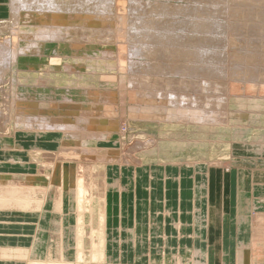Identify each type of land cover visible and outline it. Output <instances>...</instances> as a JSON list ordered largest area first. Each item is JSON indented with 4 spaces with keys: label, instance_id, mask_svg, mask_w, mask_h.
<instances>
[{
    "label": "bare ground",
    "instance_id": "6f19581e",
    "mask_svg": "<svg viewBox=\"0 0 264 264\" xmlns=\"http://www.w3.org/2000/svg\"><path fill=\"white\" fill-rule=\"evenodd\" d=\"M58 1L57 0H10L8 5L10 9V15L14 20L17 16L18 11L21 10V8L24 9L25 7H29L30 5L32 6V4H35V6L38 8H46V9L60 8L61 6L58 4ZM67 1L68 0H66L65 2L64 0V3H67ZM92 1L95 2L96 5L98 6L100 5L101 7H105L106 4L109 2L108 0H97V1L92 0ZM188 1L190 3L193 0L191 1L188 0ZM198 1L200 3L202 2V0H198ZM206 1L207 4H205ZM206 1L204 4L207 5V7L205 6L203 7L199 3V6L197 7L193 6L194 7L193 8L191 7V4L190 7L189 5L185 6L187 4L186 3L183 6L180 5L182 7L181 9H177V7L175 6H171L169 4H162L163 2L157 4L155 1L154 2L156 4L154 5V7H152V9L147 10L145 6L142 7V10H140L141 14L137 15L138 17L135 18L134 30H132L131 34L128 33L130 34V42H129L130 47L132 48L134 54L141 59L140 61H136V62L133 60V62L130 65L131 68L135 69L136 73L134 75L129 74L128 77L129 80L128 84L130 88V94L128 95L129 96V105L127 111L128 117L136 122H153L157 124H169V123L194 124L200 126L201 128L202 127L218 128V127L232 126L233 131L235 132L238 139L231 140V149H233V146L235 144H238L239 147L242 145H246L249 147L257 146V149L264 150V127L261 126V124L256 125L249 122L242 124L238 123L236 125H233L230 123V114L232 113L238 117L245 118L249 116L250 118L256 119V121L262 118L264 115V108L258 109V107H261L260 105L256 106L253 109H243L241 111H239L238 109H236L237 111H234L230 108V102H231L230 99L233 97L236 98L237 100L249 99L256 101V100L264 99V24L262 25L261 23V20L262 19L264 20V15L261 16V13L264 14V9L261 7L262 4H260L262 10L260 9V7L255 5L259 2H264V0H231L233 1L231 3L233 5L235 2H237L236 4L239 3L241 5L246 4L245 5L246 7L247 4L249 6L254 4L256 6L255 10L252 6H251L252 9L251 7L250 8L247 7L248 10L244 7L243 9L247 10V11L244 10L245 12H248L249 9H251L249 12L252 15L249 14L250 16H253V13L257 11V13L254 14L255 16L253 17L256 18L258 16V18L256 19L251 17L252 19H254L253 22H249L248 18L245 20L246 17L244 19L241 18L242 19L241 21H243L242 24H244V25H240L241 31L236 30L239 29L240 27L237 26V28L235 29L236 26L235 24H233L235 26L234 29L237 32L235 30L234 32L233 28L231 29V27L233 26L231 24L234 22L230 23L231 21L229 20L230 21L229 22L227 20L229 19L230 16L229 17L226 16L228 17L226 19L227 21L226 20L223 21V19L226 18L225 15L227 13H229L228 15H230V13L233 12L234 10H235L234 14L235 13L238 14L239 9L237 7L240 8V6L239 5L237 6L235 4L237 7L234 8L237 9H233V8L230 9L229 7L231 5L229 6L228 4L229 7L225 5L226 0L225 1L206 0ZM128 2L130 4V1ZM131 2L133 3V1ZM229 2L230 1L228 0L227 3ZM139 5L141 6L142 4ZM196 5L198 4L196 3ZM70 6H66V7L70 8ZM114 6L115 5H113V7ZM199 7L201 9L202 14H200L201 12L199 10ZM195 8L197 9L194 10ZM145 9L146 11H144ZM133 10L136 9L134 8ZM229 10H233V11L230 12ZM253 10L254 12H252ZM126 12L129 13L128 11ZM239 12L241 13V11ZM245 12L244 15L245 16L248 15ZM178 14H182L183 17L181 19H177L176 17ZM234 14L232 13L231 17ZM210 15H213V17ZM235 15L232 18H235ZM49 18L51 17L49 16ZM239 18L240 17H237V20ZM251 18L250 20L252 21ZM206 19H209V21L206 22ZM236 24L238 25V23ZM229 26L231 31L229 29ZM245 26L248 28L245 29L246 28ZM6 28H8L6 21L5 20L0 21V33H2ZM242 28L244 29L242 30ZM27 34L31 38H34L33 36H31L30 33ZM51 34L52 33H49L48 31H44L40 36L48 37ZM127 37L128 36H126V38ZM39 45L40 44L31 42V44L27 45V48L28 49L32 48L34 50L35 47L38 50ZM16 46H17L16 44L11 45L7 37L5 39L0 40V70H2L5 66H7L8 62L10 61V58L13 57L16 58L17 55H15L14 52L12 51V49L15 48ZM238 47L240 49L241 47H243L241 52H239ZM25 50L26 49H21L20 51L27 52ZM117 56H118V52H117ZM122 59L124 58L122 57ZM106 77L110 78L109 80H111V77L108 76ZM124 80L126 79L124 78ZM99 91L100 92L92 91L87 94L88 102L89 101L91 102L87 103L86 106L83 105L84 102L83 103L77 102L76 104V102L73 101L74 102L73 108L75 114L72 115L71 117L66 116L64 113L62 114L60 112V106L58 105V102H61L62 104L65 105L69 101L64 96L62 97L64 101L62 100L58 102L53 101L51 102V106L49 107L50 108L49 110L54 111V114L58 111L59 112L58 115L56 114L49 115V113L44 114L43 112L37 114V116L33 118L24 117L19 112H14L13 114L10 115V113L6 112V109H8V105L6 103L5 111L0 112V126L5 125L6 122L9 121L10 119H16L19 122L21 120L23 122L22 124L23 129L21 130L27 132H30L29 130H32L36 136L43 134L52 135L56 140L55 143L57 144L58 150L60 151L66 150L67 152L72 151V152L82 153L83 155L84 154L89 156L94 155L97 152V150L93 152L95 148L93 149L87 147L88 146L87 143L93 141L96 136L100 137L101 134L100 132H97V129L99 130L100 128H107L109 130L108 132H111L115 128L117 129L118 120L120 123V119H118V117L120 113L124 111L123 108L124 106L120 107V105L117 104L118 101L116 100V96L118 92L116 90H112V91L108 90V92H103V91L101 92V90ZM20 101L23 100L20 99L17 100L18 103ZM116 101L117 103H115ZM30 102L31 101L25 104L27 105L26 107L35 106ZM38 111L40 110L38 109ZM79 128L80 129L83 128V131L80 130ZM84 128L86 129L84 130ZM255 128L257 129V132L253 138H250L251 140L250 141L249 138L245 137V134L254 132L253 129ZM165 133H167V131ZM246 140L249 141L246 142ZM158 141H159L158 138L156 141L155 139L149 138L145 141H138L139 144L138 146L140 148H145L147 145L153 144L155 145L154 147H158L159 145ZM36 148L38 151H40L38 155L40 156V158L42 156L45 157L47 156L46 158L47 162L48 161L52 162L53 159H55L54 158L56 154L55 152L44 151V150L49 151L51 149H44V148L41 149L39 146ZM110 152L111 151L109 149L107 153ZM130 156L131 155L122 156V157L124 158V160H127V158H129L128 160H134L131 159L132 157ZM111 157L113 158V156ZM56 162H58V160H56ZM136 164L138 163H134L133 165ZM190 164L191 163H188V166ZM24 165L25 164H21L22 167H24ZM194 165L199 168L201 167L206 168L207 166L213 169L223 168L222 163L217 160L216 161L210 160L206 162L203 161L199 165L197 163L191 164L192 167ZM89 166H90V170L89 173H87ZM83 167H85V169L84 171L82 169V174L79 173V171L81 172L80 170L81 168L79 170L77 169L75 170L73 188L69 191H67L68 189L67 187H69L68 183L70 181V171L67 168V166H63L61 164L60 160L57 166L55 164L54 173L51 174L52 176L51 177L46 176V178L49 180V183L51 179L52 181H55V183L57 184L55 186L52 181L50 185H47L45 187L40 185L34 186L31 183L23 184L22 182H19L18 179L13 180V182L16 181L15 183L12 184L9 183L7 185L0 182V213H3L4 211L11 212L12 210L18 211L20 213H24V212L26 213V211L30 209L27 207V205L30 204L31 198H33L34 193L36 192L35 189L41 190V192L43 193L42 195H44V198H46L45 201L46 203L52 202L56 210L60 212L62 211L64 219L53 220L54 223L49 224V226L51 227L50 229H52L50 230L51 238L56 241L55 243L57 249V252L55 253V255L57 254L56 261H53L54 259L52 260L53 262L49 260L51 263L54 264H73V262L86 261L88 260V258L93 260H96L98 258L102 259L103 254L100 255L98 253V250H96L98 243L95 242V240H91V238L93 237L91 236L93 230L90 224L93 220L92 219L93 215L98 206L96 202V198L98 200L100 199L101 205L99 207H101L102 209L103 212L102 215L105 216V211L107 210L105 208V202H106L105 199H107V195H109L111 191L116 189V191H118L119 195L121 196V192L123 189L125 188L133 189V187L135 186V184L134 186H130L132 184L130 183V180L127 185L120 183V180L118 181L116 178L110 180V177L107 175L106 170L102 164L96 165V163L95 164L93 163L91 165H86V166L83 165ZM29 175L33 176L31 174ZM240 177H241L240 178V187H241L244 184V179H243L244 174L242 173V171ZM241 188L243 189V187ZM36 194L37 193H35V196H37ZM198 195H200V193H198ZM238 199L239 201L240 200L241 201L238 204V208L236 207L237 223L239 225V231L241 233L240 235L242 238L241 244H245V251L242 252L243 253L242 256L245 260V263L250 264L252 262L253 254L252 252H249L247 246H250L257 240L264 241V211H256L257 209L253 207L254 204L250 205V202L252 200L249 201V198L245 199V195H243V190L239 191ZM35 200L36 203H39L38 198ZM66 200L71 202L74 200L73 204L74 205L76 204L77 206L76 218H75V212H73L74 214L68 211L64 212V202ZM43 201L44 199L42 200V202ZM15 204L17 205L12 207V205ZM82 210L87 212L90 218L89 221L90 223L86 225L87 229L82 228L81 221L79 220L80 211ZM39 217L41 218V223L37 224L40 225L38 226V228H40L41 230L43 227L44 230V221H46L45 220L46 213H43ZM70 219H72V222L75 221L76 223L75 227L70 229L72 235L70 236V238L72 239L71 246H70L71 242L68 241L69 237H66L67 230L66 228H64L63 225L65 220L69 221ZM248 230H250V235H249V240L247 241ZM83 235H85L88 238L86 240V243L82 240ZM43 236L44 235L42 231H39L38 234L35 235V241L32 244L31 251L36 257L29 259V261H25L26 264H46L45 259L47 258L44 259L45 261L42 259V256L44 254H42L41 251V247L43 246V240H42ZM102 244L104 245V243ZM1 251H2L1 257L9 259L10 256L9 250L2 249ZM51 255L52 254H50V257ZM195 255L197 256L202 255L201 258L202 260L195 258L190 263H186L183 262V260H181L180 257L179 258L176 257L174 261L168 262V260H165V258L163 257L162 258L163 261L161 263H158L157 261L152 262L151 259V262L148 263L143 262V263H134V264H205V262L203 263V257H204L203 252L201 253L200 251H197L195 252Z\"/></svg>",
    "mask_w": 264,
    "mask_h": 264
},
{
    "label": "rangeland",
    "instance_id": "374dc122",
    "mask_svg": "<svg viewBox=\"0 0 264 264\" xmlns=\"http://www.w3.org/2000/svg\"><path fill=\"white\" fill-rule=\"evenodd\" d=\"M9 1L10 0H0V21L5 20L6 24L8 25V28H6L3 31L4 33L3 32L0 33V40L5 39L7 37L11 45L16 44L18 47L16 46L15 48L12 49L14 54L17 55L16 58L14 57L10 58V61L8 62L7 66H5L2 70H0V112L5 111V105L7 103L8 109H6V112L10 113V115L13 114L14 112H19L20 114H22V116L28 117V118H33L41 112H43L44 114L49 113V115H55V114L58 115L59 113L58 111L54 114V111H50L49 107L51 106V102L53 101H57V102L61 100L64 101L62 98L64 96L69 101L65 105L62 104L61 102H58V105L60 106V112L62 114L64 113L66 116L71 117L72 115L75 114L74 108H73L74 102H76V104L77 102H80V103L84 102L83 105L86 106L87 103L91 102V101L88 102L87 94L92 91L100 92L99 90H101V92L102 91L108 92V90H111V91L116 90L118 92L116 96V100L118 101V103L117 101L115 103L120 105V107L124 106L123 107L124 111L120 113L118 117V119H120V123L118 120L117 129L115 128L111 132H108L109 130L107 128H100L99 130L97 129V132H100L101 134L100 137L93 136L95 137L94 140L87 143L88 144L87 147L93 148V149L95 148L93 152L97 150V152L94 155H90V156L86 154L83 155L82 153H77V152H72V151L67 152L66 150L60 151L58 150V146L55 143L54 145L56 146L51 147V150L49 151L44 150L47 152L56 153L54 156L55 159H53L52 162L50 161L47 162L46 160L47 156L46 157L42 156L41 158L40 156H38L40 151L37 150L36 148L37 146L35 147V144L37 142L35 140L36 138L30 136V133H33V131L28 129L30 131V132L26 131L27 132L26 135H29L28 137H26L25 139L18 138L17 133H18V130L23 129V126H22L23 122L21 120L19 122L16 119H10L9 121L6 122L5 125L0 126L1 127L0 137H3L4 142L6 141V143L11 144V146L16 145L19 147V145H22L24 146V148H26V151L28 152V156L30 157L32 161L31 162L32 170L27 171V172L24 171L20 173H9L10 175L7 174V176L6 174L4 175L0 174L1 183L5 185L9 183L12 184L16 182V181L13 182L14 179L16 180L18 179L19 182H22L23 184L31 183L34 186L40 185V186L45 187L47 185H50L52 181L51 179L49 183V180L46 178V176H50V177L52 176L51 174L54 173L55 164L57 166L60 160L61 164L63 166H67V168L70 171V181L68 183L69 187H67L68 188L67 191H69L73 188L75 170L76 169L79 170L81 168L80 169L81 172L79 171V173L82 174V169L83 171L85 169L83 165L86 166V165H91L93 163L94 164L96 163V165L102 164L105 168L106 166L112 167L113 165H117V164H118L117 165L118 167L131 165L134 163H139L140 161L146 163V162L154 161L157 158H160L162 160H170V159H173V157H175L173 153L176 150H178L183 153H186L187 156L191 158L198 157V158L204 159L203 161H210V160L216 161L217 160L222 163L223 168H219V169L224 170V172H225V169L228 170L225 172V174L227 175L228 183H227V186L225 187L222 181L221 185H219L220 186L219 191L215 193V195L216 194L220 195L218 201L219 203L222 204L226 194H228V199H229L228 203L232 205V200L234 198V188H233L234 180L233 182L230 181V184H229L228 180L230 176L232 180V176L234 178L233 173L235 171L237 172L242 171V173L244 171V172L253 173L257 175V172L259 173L261 169H264V150L257 149V146L249 147L246 145H242L239 147L238 144H235L233 146V149H231V140L238 139L235 132L233 131L232 126L218 127V128H211V127L201 128L200 126H197L194 124H180V123L157 124L153 122H136L134 120H131L128 117V114H127L128 105H129L128 95L130 94L128 77H129V74L134 75L136 73L135 69L131 68L130 65L133 62V60L135 62L141 60L140 58H138V56L134 54V52L132 51V48L130 47V43H129L130 34L132 30H134L135 28L134 26L135 18L138 17L137 15L141 14L140 10H142V7L144 6L148 10V9H152V7H154L156 3L158 4V3L163 2L162 4H169L171 6L177 7V9H181L182 8L181 6L185 5L186 3L187 4L185 6L189 5V7H190V4H191V7L199 6L200 2L198 0H195L196 2L194 0L193 1L190 0L191 1L190 3L188 0L186 1L185 0H148V1L142 0V2L141 0H139V2L138 0H135V1L134 0H125V1L124 0H108L109 2L106 4L105 7L96 5L95 2H93L92 0H87V2L86 0H68L67 3H64V0L62 1L57 0L58 4L61 6L60 8H53V9L38 8L35 6V4H32V6L30 5L29 7H25L24 9L21 8V10L18 11L17 16L14 20L12 19L10 15V9L8 5ZM128 1H130V4ZM131 1H133V3ZM205 1L206 0H204L203 2L202 0L200 5L203 7L204 6L207 7V5H205L207 4V1L206 3ZM227 1L228 0L225 1V5L228 6L229 4V6L230 5L233 6V7L228 6L230 9L232 8L239 9L238 10L239 15L236 13H235L236 15L234 14L235 10L234 11L229 10L230 12L231 11L233 12H231L230 15H228L229 13L225 15V17L226 16L231 17L233 13L235 15V18H232L234 16L233 15L231 17L232 19L230 17L229 19H227L228 17L223 19V21H225L226 19L228 21L230 20L231 21V22L229 21L230 23L234 22L231 24V25L235 24L236 26L235 27L233 25L231 27V29L233 28V31L237 28V26L240 27V25H244L242 24L243 21H241L242 20L241 18L244 19L246 17L245 20L248 18L249 22H253L254 19L258 18V16L256 18L253 17L255 16L254 14L257 13V11L254 12V10L256 9L255 8L256 6L260 7V4H262L263 6L261 5V7L264 9V2H259L255 4L256 6L252 4L251 6L254 8L252 12L254 13H253V16H250L249 14L251 13L249 11L252 9V7L249 6L248 4H247V7L248 8L251 7V9H249L248 12H245L248 10L247 7L245 6L246 4L241 5L239 3L236 4L237 2H235L233 5L231 4L233 1L229 0L230 1L229 3H227ZM127 3L129 6L130 5L131 6L129 7ZM196 3L198 5H196ZM139 4H142L143 6L142 5L140 6ZM235 4L237 6L239 5L241 9L237 7ZM113 5H115L114 6L115 8L113 7ZM147 5H149L150 7ZM66 6H70V8ZM200 7H199V10L201 12ZM234 7H237V8H234ZM243 7L246 8L247 10L243 9ZM134 8L136 10H133ZM146 9L144 11H146ZM196 9L197 8H195L194 10ZM242 10L243 11L245 10L244 12L247 13L250 16V18L253 17L254 19L251 18L252 19L251 21L249 16L248 15L245 16ZM126 11H128L129 13H127ZM239 11H241V13ZM200 14H202V12ZM48 15L51 18H49ZM263 15L264 14L261 13V16ZM210 16L213 17V15H210ZM236 16L240 18L237 20ZM82 17H85V18H82ZM182 17H183L182 14H178L176 18L181 19ZM89 18H92V19H89ZM58 19L61 21H59ZM262 20H261V23L263 25L264 20L263 21ZM208 21L209 19H206V22ZM236 23H238V25ZM247 28L248 27H246L245 29ZM229 29H230V26H229ZM243 29L244 28H242V30ZM236 30L241 31V27ZM44 31H48L49 33H52V34L49 35L48 37H41L40 35ZM27 33H30L31 36H33L34 38H31ZM126 36H128L129 38L128 37L126 38ZM31 42L40 44L39 49L37 50V48L35 47H34L35 51L32 48L28 49L27 45L31 44ZM21 49H26L25 51L27 52H22L20 51ZM238 49H239V52H241L243 47H241V49L238 47ZM117 52H118V56H117ZM130 53H131V56H130ZM122 57L124 59H122ZM106 76L111 77V80L112 79L113 80L112 81L109 80L110 78H107ZM124 78L126 80H124ZM19 99L23 101H20L18 103L17 100ZM29 101H31L30 103H32L35 106L26 107L27 105L25 104L28 103ZM230 101H231L230 108L234 111H237L236 109H238L239 111L243 109H253L259 105L261 107H258V109L264 108V99L256 100V101L249 100V99L237 100L236 98L233 97L230 99ZM33 107L36 109H34ZM38 109L40 111H38ZM21 111H23L24 113ZM249 122H251L252 124H256V125H259V124L264 125L263 124L264 115L262 118L256 121V119L250 118L249 116L244 118V117H238L234 115L233 113L230 114V123L233 125H236L238 123L242 124V123H249ZM123 128H126V129H123ZM85 129L86 128H84V130ZM80 130L83 131V128ZM166 131L167 133H165ZM253 131L254 132L246 133L245 137L249 138V140L250 138H253L257 132V129L255 128L253 129ZM152 136L155 138H153ZM149 138L155 139V141L158 138L159 139L158 147H154L155 145L153 144L147 145L145 148H140L138 146L139 145L138 141H145ZM249 140H246V142H248ZM51 141L52 140H49V139L46 140V142H51ZM1 144H3V141L1 142ZM107 149L108 151L110 149L111 152L107 153L108 152ZM63 152L67 155L68 158ZM129 155H131L130 156L132 157L131 159H134V160H128L129 158H127V160H124V158L122 157V156H129ZM36 156H38L39 158ZM111 156H113V158ZM138 158L140 161L138 160ZM56 160H58V162H56ZM89 170H90V166L88 168L87 173H89ZM29 174L33 176H30ZM216 174L218 173L216 172ZM216 174L211 176V180L212 179L215 180L214 181L215 185L217 184ZM10 177L12 180L10 179ZM117 180L119 181V178ZM52 182L54 183V186L57 185L55 181H52ZM218 183H219V180H218ZM262 186H259V184L255 186L252 194H249V196L252 197V199L256 201H258L261 196L264 197V186L263 187ZM224 188H226L227 190ZM213 189H215L214 185L212 187V191ZM35 190H36L35 193H37L36 194L37 196H35V193H34L33 198L34 197L35 198L34 199L31 198L30 204L27 205V207L30 208L31 210L30 209H28L27 211L25 210L26 213L28 212L27 215H29V218L26 222L27 225L29 226V229L27 230V234H28L29 241H30V238L32 237L33 231H34V225H35L34 223H36V220H39L40 218L39 216H41L43 213H46V218H45L46 221H44V230H43L44 236L42 238L43 246L41 247L42 254H44L42 256V259L44 260L45 258H47L45 259L46 261L44 260L46 264H54L51 262L56 261L57 254L55 255V253L57 252V249H56V244H55L56 241L53 240L50 235V230L52 229H50L51 227L49 226V224L54 223L53 220L64 219V216H63L62 211L60 212L54 208L52 202L50 203L45 202L46 198H44V195H42L43 193L41 192V190L39 189H35ZM216 190H218V187ZM215 195L213 193V196ZM244 195L247 196V194H244ZM37 198H38L39 203H36L35 199ZM43 199L44 201L42 202ZM213 201L215 202L214 199ZM96 202L98 206L93 215V218H92L93 220L90 224L93 230L92 235H91L93 237L91 238V240H95V242L98 243L96 250H98V253L100 255L103 254V257L102 259L98 258L96 260L88 258V260L86 261L73 262V264H79V263L80 264H87V263L89 264H118V263L119 264H134L135 262L133 261L129 263H125V262L120 263L118 259H115L118 257L116 253V250H117L116 243L113 242V244L109 246L108 250L105 249V239H104V230H103L104 229V220H103L104 218H102L104 217V215H102L103 214L102 209L101 207H99L101 205L100 199L98 200L96 198ZM73 203H74V200L72 202L66 200L64 202V212H67V211L70 213L75 212V218H76L77 217V206L76 204L74 205ZM40 204H41V207H40ZM16 205L17 204L12 205V207ZM263 209H264V205H263ZM256 211H264V210H256ZM11 212L14 213L18 211L12 210ZM20 214H25V212L20 213ZM79 216H80L79 220L81 221L82 228L85 229L86 225L90 223L89 222L90 218L87 212H85L84 210L80 211ZM75 224H76L75 221L72 222V219H70L69 221L65 220L63 224L64 228H66L67 230L66 237H69V240H68L69 242L72 241V239L70 238V236H72L70 229L74 228ZM115 225L116 223H113V226ZM143 229L145 230V232L147 231L145 227H143ZM139 231H142V230L139 229ZM82 237H83L82 240L86 243V240L88 238L85 235H83ZM34 241H35V236L33 237V243ZM102 243H104V245ZM162 243H163L162 240L157 241V242L154 241L152 244L149 242V240H144V242L142 240L138 242L136 251L139 254L152 252V254L155 255V256L153 255V257H157V253L159 251L165 250L163 249ZM254 243H255L254 251L256 252L257 250V252H261L264 255V241L257 240ZM71 245H72V242L70 246ZM18 246L20 245H17L15 247H10L8 249L10 251L9 259L23 260L22 264H26L25 261H29V259L36 257L31 251L32 246H30L29 248H22L20 250H16ZM259 249L261 251H258ZM165 251L167 252L168 250H165ZM50 254H52L51 257H50ZM109 255H113V257L115 258L110 259L108 257ZM100 260L101 261L104 260V261L101 262ZM143 262L148 263L147 259H145V261ZM143 262H139V263H143ZM254 264H264V257H262L261 260H256V261L254 260Z\"/></svg>",
    "mask_w": 264,
    "mask_h": 264
},
{
    "label": "crops",
    "instance_id": "0c3cea01",
    "mask_svg": "<svg viewBox=\"0 0 264 264\" xmlns=\"http://www.w3.org/2000/svg\"><path fill=\"white\" fill-rule=\"evenodd\" d=\"M261 126L264 127L262 124ZM17 134L20 139L29 136L26 135V131L22 130H18ZM34 135L32 137L38 141L35 147L37 145L41 149H51L55 146L52 135ZM47 139L52 141L46 142ZM2 141L3 144H1ZM173 155L175 157L170 160L157 158L146 163L141 161L136 165L105 167L110 180L119 178L122 184L127 185L129 180L132 183L130 186L135 184L133 189H123L121 196L115 189L105 199V208L107 209L103 229L106 240L105 249L108 250L113 242L116 243L118 256H116L117 258L113 255L108 257L119 258L118 260L122 263L131 261L139 263L145 259L148 262H151L152 259V262L159 263L160 261L161 263L163 257L168 262H172L176 257H180L183 262L190 263L195 258H202V255H195V252L200 251L204 253L203 263L205 262V264H246L242 256L245 244H241L242 238L236 215L238 204L241 201L238 199V194L243 190V195L247 194L245 199L252 200L250 205L254 204L253 207L257 210H264L263 196L258 201L249 196L255 186L258 184L264 186V169L257 172V175L243 171L244 184L241 186L243 189L240 187L241 172L235 171L234 178L232 176L231 180L230 176L228 180L229 184L234 180L232 205L228 203V194L221 204L218 201L220 195H215V193L219 191L222 181L225 187L227 186L225 172L228 170L224 172V170L208 166L206 168H199L195 165L192 167L191 164L199 165L204 159L188 157L186 153L178 150ZM31 162L24 146H11L6 141L4 142L3 137H0V174L30 171L32 170ZM188 163L191 164L188 166ZM21 164H25L24 167ZM214 174L217 175L216 185L214 184L215 180H211V176ZM213 185L215 189L212 191ZM217 187L218 190H216ZM28 218L27 213L4 211L0 214V264H22L23 260L2 258L1 249H9L17 245L20 246L16 250L29 248L32 246L35 234L37 235L39 231L43 232V228L40 230L38 228L40 225L37 226L41 223V218L37 217L39 220L34 223L33 235L29 241L27 234L29 226L26 223ZM113 223L116 225L113 226ZM143 227L147 229L146 232ZM247 234L250 235V230ZM142 240L143 242L149 240L151 244L154 241L162 240L163 249L168 251H159L157 257H153L152 252L139 254L136 248L138 242ZM254 246L255 243L247 246L249 252L253 254L250 264H254V260H261L264 257L261 252L254 251Z\"/></svg>",
    "mask_w": 264,
    "mask_h": 264
}]
</instances>
